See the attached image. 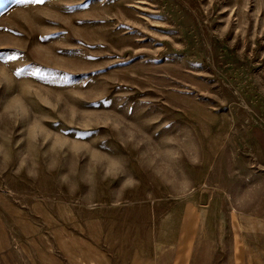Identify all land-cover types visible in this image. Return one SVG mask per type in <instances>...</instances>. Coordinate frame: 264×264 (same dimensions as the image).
Segmentation results:
<instances>
[{
    "label": "rangeland",
    "instance_id": "374dc122",
    "mask_svg": "<svg viewBox=\"0 0 264 264\" xmlns=\"http://www.w3.org/2000/svg\"><path fill=\"white\" fill-rule=\"evenodd\" d=\"M0 264H264V0H0Z\"/></svg>",
    "mask_w": 264,
    "mask_h": 264
},
{
    "label": "snow or ice",
    "instance_id": "6c2138e0",
    "mask_svg": "<svg viewBox=\"0 0 264 264\" xmlns=\"http://www.w3.org/2000/svg\"><path fill=\"white\" fill-rule=\"evenodd\" d=\"M36 2H38V3H43L44 0H36Z\"/></svg>",
    "mask_w": 264,
    "mask_h": 264
}]
</instances>
